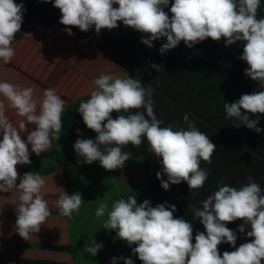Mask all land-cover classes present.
Listing matches in <instances>:
<instances>
[{
    "label": "clouds",
    "instance_id": "9594fccd",
    "mask_svg": "<svg viewBox=\"0 0 264 264\" xmlns=\"http://www.w3.org/2000/svg\"><path fill=\"white\" fill-rule=\"evenodd\" d=\"M260 2L172 0L168 12L164 8L169 6L170 0H54L53 7L61 13L59 23L77 27L82 32L94 26L98 34L102 29L118 27L121 22L145 34L141 43L149 48L153 41L165 38L166 42L159 48L161 54L177 47L181 41L189 48L207 38L217 42L223 38L225 46L241 42L243 52L239 59L248 65L245 75L264 89V17L257 18ZM114 4L117 7H113ZM24 11L23 3L0 0V59L6 65L15 55L11 44L20 32ZM65 31L72 35L70 27ZM150 67L164 72L161 65L151 64ZM94 85L96 88L90 99L80 103L78 108L83 123L96 133L95 140L78 138L73 144L83 163L98 161L106 171L122 169L132 158V153L124 151V147L129 144L139 147L143 137L149 151L162 165V171L156 173L162 189L167 191L170 185L182 181L193 190L204 186L208 172L200 164L201 161L211 163L216 145L189 121L187 113L182 117L187 124L186 130H174L171 125L161 127L163 121L154 114L152 89L145 88L140 79L101 74ZM0 95L6 98L9 107L25 118L19 127L14 125L5 115V103L0 101V192L18 189L15 227L19 236L27 241L30 234L40 231L51 212L41 193L44 177L32 171L20 177L16 166L31 164L29 145L31 153L40 156L50 147L51 137L59 140L65 101L55 89H45L37 114L38 101L31 87L0 82ZM223 107L226 117L239 121L234 126L243 125L256 133L264 131L257 127L260 115L264 114V90L242 94L237 101L224 103ZM131 109L143 111L122 114ZM113 112L118 113L115 119L111 116ZM26 123L35 125V129L29 131L24 140L21 137L27 131ZM83 202L78 191L69 195L62 190L55 206L60 215L71 218ZM201 203L202 208L187 205L193 208L194 218L205 229L195 233V243H192V224L174 217L176 206L166 202L153 207L149 200L137 204L136 196H129L126 200L114 201L111 210L107 203H100L95 216L99 219L107 214L103 228L114 230L129 247L135 244L131 251L142 264H262L264 190L260 185L251 176L239 189L221 181L218 190ZM238 219L243 221L238 231L243 233L246 226L250 228L246 235L251 240L236 247V232L226 225ZM221 243H228L235 250L221 254L218 249ZM102 246L93 240L86 252L95 256ZM117 259L123 260V264H133L130 257L123 256L113 257L111 264H116Z\"/></svg>",
    "mask_w": 264,
    "mask_h": 264
},
{
    "label": "trees",
    "instance_id": "16d2710c",
    "mask_svg": "<svg viewBox=\"0 0 264 264\" xmlns=\"http://www.w3.org/2000/svg\"><path fill=\"white\" fill-rule=\"evenodd\" d=\"M14 2L23 3L25 11L20 32L16 34L13 42L41 28V43L44 44L41 52L45 49L51 51L49 57L41 56V68L54 59L53 53L57 54L61 49H65L68 42L56 32H52L51 27L60 30L62 35L77 39L81 48L89 47L84 50L86 60H79L78 64L79 73L87 71L88 75L78 77V85L71 87L66 96L67 104L64 105L61 117V132L64 135L67 133L70 137H76L81 130L88 129L78 108L80 103L90 99L91 92L96 88L94 80L101 74H110L107 73L110 61L119 66L127 76L140 79L145 88L152 89L154 114L157 119L163 121L161 127L171 125L174 130L178 128L186 130L187 124L182 117L187 113L189 121L209 136L216 145V151L211 157V163L201 161L200 164V167L208 172L206 184L219 186L222 181L228 186L234 182L244 185L251 176L264 190V131L256 133L243 125L234 126L239 124V121L226 117L223 107L224 103L237 101L242 94L264 90L260 88L258 82L245 75L248 65L239 59L243 52L241 42L225 46L223 38L218 42L207 38L189 48L181 41L177 47L161 54L159 48L166 42L165 38L153 41V46L149 48L141 43L142 37L146 38L145 34L126 27L121 22H118V27L112 30L102 29L98 34L94 26L87 32H82L77 27L59 23L61 13L58 8L53 7L54 0L47 3L42 0ZM171 2L172 0L169 6L164 8L165 12H168ZM113 7L117 5L114 4ZM261 17H264V0H261L257 11V18ZM66 27L71 28L72 35L67 34ZM201 56L206 58L194 60ZM151 64L161 65L164 72L152 69ZM52 68L50 65L47 69L50 71ZM86 78L91 87L84 88ZM122 114H135V109ZM117 115L116 112L111 113L113 119ZM257 127L264 129V114L260 115ZM143 139L142 137V144L135 148L142 155L143 164L140 163V166L144 179L148 181L147 176L162 171V165L149 151V147L145 150ZM69 140L71 139L63 140V149L56 144V147L41 153L40 156H30L31 164L20 165L22 171L24 173L32 171L44 177L51 172L43 170L70 168L74 149L72 145L68 146ZM164 178L167 179L166 176ZM170 187L174 188L173 185ZM216 190L218 187L212 191ZM226 226L233 229L234 224L231 222ZM222 248L234 249L228 243Z\"/></svg>",
    "mask_w": 264,
    "mask_h": 264
},
{
    "label": "crops",
    "instance_id": "0c3cea01",
    "mask_svg": "<svg viewBox=\"0 0 264 264\" xmlns=\"http://www.w3.org/2000/svg\"><path fill=\"white\" fill-rule=\"evenodd\" d=\"M50 28V27H49ZM52 32H56L61 38L67 40L65 49H61L57 54L53 53L54 59L41 68V56L49 57L51 51L44 50L41 52V28L32 34L24 37L11 44L15 55L6 65L0 59V82H9L21 88L31 87L34 90V99L38 101L37 114L39 113V102L43 99L45 89H55L67 104L66 96L70 92V88L78 85V77L88 75V72L80 74L78 70L79 60L85 59L86 48H81L77 39L60 34V30L54 27ZM53 44V43H52ZM56 46V44H53ZM56 48V47H55ZM80 55V56H79ZM56 63V64H54ZM53 68L48 71V67ZM55 72V74H54ZM53 74V75H52ZM84 74V75H83ZM92 74V73H90ZM51 75V76H50ZM58 77V78H57ZM57 79V80H56ZM84 80V85H85ZM90 81H92L90 79ZM47 87V88H46ZM0 101L5 103V115L19 127L21 121L25 120L17 114L16 110L8 106L6 98L0 95ZM26 129L22 133V139L26 140L27 133L35 129V125L26 123ZM63 138V133L57 140L51 137V144L47 151L52 150ZM2 139V134H0ZM30 156H37L31 153ZM132 168L126 169L123 173H118L119 189L116 191L114 201L118 199H127L129 196H136L137 204L144 200H149L151 206L155 207L160 203L175 205L177 211L173 214L176 218H184L193 226V240L195 243V233L197 231L204 232L205 229L198 219L194 218L193 208L187 207L192 205L194 208H202V201L209 195L215 185L204 184L198 190L189 189L186 182H181L178 185H173L174 188H169L165 191L160 187V180L156 178V173L147 176L144 179L143 169L140 163L132 162ZM19 176L22 177L24 172L20 165H17ZM51 172L48 176H44L45 184L41 189L43 198L48 201L51 215L41 225L40 231L35 234H30L26 241L16 232V204L19 202V191L17 188L11 189L9 192H0V264H111L113 255L119 254L124 258H131L133 264H142L136 255L131 251V248L136 247L133 244L131 247L125 241L120 240L117 236L114 238V230H105L103 224L105 219L95 216V211L98 206H92L99 200L96 191L87 190L93 182L91 176L94 172L87 171L85 168L80 169L74 166L66 169H54L51 171L43 170V172ZM140 174L138 181H132L130 174ZM79 177L86 178V185H81L78 189ZM107 173H103L101 179H104ZM130 177V178H129ZM162 179H165L162 176ZM19 178L16 181L18 186ZM146 182L147 191L140 192L139 187ZM73 185L76 188H70ZM108 186V184H106ZM243 184L234 182L232 187L239 188ZM83 188V189H82ZM174 189V192L172 190ZM65 191L71 195L74 192H79L84 200L78 212H74L71 218L59 214V209L55 206V201L59 198L60 191ZM175 195V197H174ZM113 201V202H114ZM93 207L91 212L87 210ZM243 223L242 220L233 222V231L236 232V247L242 243L250 242L251 238L247 237L246 233L250 230L247 226L245 231L239 232L238 227ZM102 243V248L97 255L92 256L86 252V249L91 245L92 241ZM227 243H221L218 248L222 254L224 251H234L232 248H222ZM126 248L127 250H124ZM116 264H123V260L117 259ZM264 264V261H262Z\"/></svg>",
    "mask_w": 264,
    "mask_h": 264
},
{
    "label": "rangeland",
    "instance_id": "374dc122",
    "mask_svg": "<svg viewBox=\"0 0 264 264\" xmlns=\"http://www.w3.org/2000/svg\"><path fill=\"white\" fill-rule=\"evenodd\" d=\"M43 46H44V44L41 43V50L43 49ZM86 49H89V47L87 46ZM90 51L92 52V50H90ZM201 58H206V57L201 56L199 58L198 57L194 58V60L201 59ZM109 67L110 68H109L107 73H110V75H114V76H117L120 78H127V75L125 74V72L121 68H119V66H117L116 64L109 61ZM96 71H97V69H95V73H96ZM87 87H91L88 79H87V81H85V85H84V88H87ZM136 111H139V110L135 109V112ZM95 137H96V133L93 132L92 130H88V129L87 130H81L76 135V137H70V134L66 133V135L63 134V138H61V140L59 142V148L61 147V149H63V144H64L63 140L64 139H71L67 142V144H68V146L69 145L73 146L74 142L78 138L79 139H93V140H95ZM143 142H144L145 150H147L149 145H148L146 138L143 139ZM123 150L131 152L132 158L125 162V166L122 169H116L113 171H106L104 168H102L100 166L98 161L93 162L92 164H85V163H83V159L78 157L76 155L75 151L73 152L72 158H71L72 166H74L76 168H85L87 171L94 170L93 174L91 175L93 177V180H92L93 183L87 187L86 182H88V180L86 178L79 177V182H82V183H79L78 187H77L78 189H81L80 188L81 185H86L87 190L90 189V191L92 190V191L97 192L98 198L101 201H98L97 203L92 204V206L96 207V206H99L100 203L104 202V203H107L109 205V210H111V205L114 201V196L116 194V191H118V189H119V185H118L119 174L118 173H123L126 171V169L132 168V166H131L132 162H135V163L139 162V163L143 164L142 155H141V153L138 152V150L134 146L129 144V145L125 146ZM78 161H80V162L78 163ZM104 172L107 173L108 177L101 179V176L103 175ZM130 175L135 176L134 178H132V181H138L141 177L140 174L137 175V173L136 174H130ZM234 176H236V174ZM225 179H228V178H225ZM247 182H248V180H247ZM106 184H108V186ZM69 187L72 189L76 188L73 185H70ZM146 187H147V185L140 186L139 191L144 193V191H147ZM92 206H91V208H89L87 210V213H88V211L91 212L93 210ZM102 218L106 220L107 214H105V216H103ZM114 238L116 239V232L114 233ZM124 250H127V249L124 248ZM118 256H120V255L119 254L113 255V257H117V258H118Z\"/></svg>",
    "mask_w": 264,
    "mask_h": 264
}]
</instances>
